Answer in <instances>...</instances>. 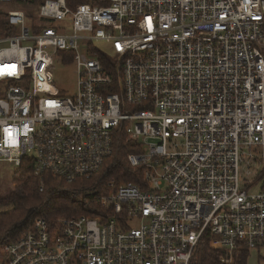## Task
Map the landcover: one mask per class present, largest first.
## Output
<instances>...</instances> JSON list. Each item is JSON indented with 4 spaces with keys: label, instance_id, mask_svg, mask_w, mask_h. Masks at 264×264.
Instances as JSON below:
<instances>
[{
    "label": "built area",
    "instance_id": "2783aa9c",
    "mask_svg": "<svg viewBox=\"0 0 264 264\" xmlns=\"http://www.w3.org/2000/svg\"><path fill=\"white\" fill-rule=\"evenodd\" d=\"M97 1L0 0V162L31 157L42 190L46 173L90 178L123 132L140 183L111 180L95 215L37 218L0 264H195L205 239L226 263L239 246L259 261L264 0ZM66 61L74 96L54 83Z\"/></svg>",
    "mask_w": 264,
    "mask_h": 264
},
{
    "label": "trees",
    "instance_id": "16d2710c",
    "mask_svg": "<svg viewBox=\"0 0 264 264\" xmlns=\"http://www.w3.org/2000/svg\"><path fill=\"white\" fill-rule=\"evenodd\" d=\"M67 3L75 7L79 3H89V0H67ZM96 3L106 4L107 0ZM7 27L6 16L0 14V34L8 33ZM138 152L137 142L126 140L123 132L116 133L112 154L104 159L100 169L90 178L68 182L46 173L42 190L39 179L32 173L33 159L24 157L10 180L18 185L12 191L4 188L0 197V246L30 229L37 218H43L54 226L61 217L97 214L100 210L97 199L99 195L111 192L112 188L108 186L111 180L140 183L141 167H133L127 160L128 154ZM222 255L221 250L211 248L205 239L199 245L194 261L195 264H247L250 254L245 247L239 246L234 251L233 263L221 260ZM261 260L264 261V256L259 258V262Z\"/></svg>",
    "mask_w": 264,
    "mask_h": 264
},
{
    "label": "rangeland",
    "instance_id": "374dc122",
    "mask_svg": "<svg viewBox=\"0 0 264 264\" xmlns=\"http://www.w3.org/2000/svg\"><path fill=\"white\" fill-rule=\"evenodd\" d=\"M54 83L60 89V92L66 96H74L77 92V74H76V66L72 61H66L65 63H56L55 68L52 72ZM245 154L243 155V159L247 160L249 157V153L253 152V149L243 148ZM253 170V163L247 167L244 163L240 164L239 172L240 179L246 178V170ZM14 166L9 163L0 162V182L8 187L10 183V178L13 173ZM249 177H253L250 175ZM244 184V181H242ZM137 224L132 223L131 227H136ZM262 253V251H261ZM257 254L256 250H252L250 252V257L248 258L247 264H264V261H260L258 263L255 255Z\"/></svg>",
    "mask_w": 264,
    "mask_h": 264
},
{
    "label": "crops",
    "instance_id": "0c3cea01",
    "mask_svg": "<svg viewBox=\"0 0 264 264\" xmlns=\"http://www.w3.org/2000/svg\"><path fill=\"white\" fill-rule=\"evenodd\" d=\"M256 257V256H255ZM258 263H259V261H258Z\"/></svg>",
    "mask_w": 264,
    "mask_h": 264
}]
</instances>
